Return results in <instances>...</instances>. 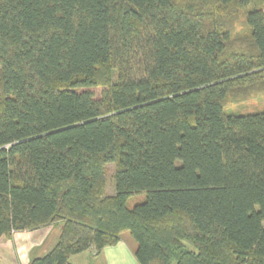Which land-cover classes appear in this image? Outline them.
Returning <instances> with one entry per match:
<instances>
[{"label": "trees", "instance_id": "1", "mask_svg": "<svg viewBox=\"0 0 264 264\" xmlns=\"http://www.w3.org/2000/svg\"><path fill=\"white\" fill-rule=\"evenodd\" d=\"M261 3L0 0V237L59 225L30 264L125 233L137 264H264V109L225 111L264 92Z\"/></svg>", "mask_w": 264, "mask_h": 264}, {"label": "crops", "instance_id": "2", "mask_svg": "<svg viewBox=\"0 0 264 264\" xmlns=\"http://www.w3.org/2000/svg\"><path fill=\"white\" fill-rule=\"evenodd\" d=\"M59 225H49L33 231L17 232L10 239L0 237V264H29L44 255L59 236ZM135 243L125 234L120 240L96 252L90 248L70 256V264H137Z\"/></svg>", "mask_w": 264, "mask_h": 264}, {"label": "rangeland", "instance_id": "3", "mask_svg": "<svg viewBox=\"0 0 264 264\" xmlns=\"http://www.w3.org/2000/svg\"><path fill=\"white\" fill-rule=\"evenodd\" d=\"M258 2L260 0H257ZM264 8V0L261 3ZM222 19L226 21L231 27V32L233 38L236 37H245L246 28L244 24V11L235 8H227L222 12ZM115 79V72H113V80ZM260 84H255L253 87L249 88V95L242 99L239 96V100L233 97H228L225 101V111L232 113H251L255 111H260L264 109V92L260 91ZM95 93H99V90H96ZM238 98V97H236ZM113 165H107V174H106V195H112L114 193V184L112 180ZM145 200V194H135L129 197L126 201V206L128 209L133 208L135 205L142 203ZM125 235L131 237L129 233ZM30 264V263H29Z\"/></svg>", "mask_w": 264, "mask_h": 264}]
</instances>
